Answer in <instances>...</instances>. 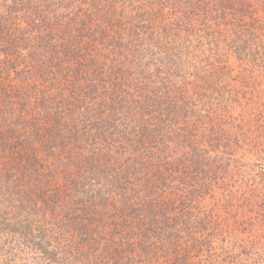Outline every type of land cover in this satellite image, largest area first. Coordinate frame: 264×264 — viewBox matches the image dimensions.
Listing matches in <instances>:
<instances>
[{
    "label": "rangeland",
    "instance_id": "1",
    "mask_svg": "<svg viewBox=\"0 0 264 264\" xmlns=\"http://www.w3.org/2000/svg\"><path fill=\"white\" fill-rule=\"evenodd\" d=\"M64 1L0 0V264H264V62L249 26L224 25L213 0ZM70 24L98 49L84 56L72 38L75 55L63 51ZM54 42L55 57L44 51ZM9 48L20 49L18 65ZM90 58L134 73L124 76L127 100L112 95L124 135L142 107L163 119L138 145L113 134L119 153L106 147V157L78 152L87 148L79 137L76 159L62 150L57 117L69 107L61 93L83 85ZM84 81L87 95L68 117L75 126L91 125L102 101L95 77ZM16 93L29 100L31 122ZM61 176L71 195L62 204L51 199ZM152 228L170 251L152 248Z\"/></svg>",
    "mask_w": 264,
    "mask_h": 264
},
{
    "label": "trees",
    "instance_id": "2",
    "mask_svg": "<svg viewBox=\"0 0 264 264\" xmlns=\"http://www.w3.org/2000/svg\"><path fill=\"white\" fill-rule=\"evenodd\" d=\"M51 1L53 0H39L37 6L40 7L42 5L51 4ZM72 1L73 0H70L71 3ZM197 1L198 0H196L195 3ZM213 1H214V6H218V7L220 6L222 15H223L222 17L226 18V22L224 25L226 26L237 25L240 28L243 27V29H245L246 26H249L248 27L250 28L249 30L252 31L251 32L252 33V43H250L251 48L256 52H258L259 48H263L262 55L259 61L264 62V11H263L264 9L262 11L260 10V8L264 5V0H213ZM106 5L107 4H104V7H106ZM30 12L33 15L35 13H38V16L39 15L44 16L43 13L39 14V12L36 10H30ZM41 12H44V11H41ZM32 14L30 16H32ZM75 15L77 14L74 13L72 16L74 17ZM154 16H155V13L150 11L148 18L153 19ZM61 20H63V16L61 17ZM76 20H77V17H76ZM73 22H75V19ZM78 22H80V24L82 25V21L80 19H78ZM58 25L59 24H55V25L50 24V26L54 27L50 29V32L51 33L52 31L56 32V29H57L56 26L58 27ZM81 25L78 31H77V27L74 26V24H72V26L71 24L68 26L67 33L61 30V49L63 51L70 52L75 55L74 53L75 50H68V47H70L69 42H71L69 39H72V38H76L73 44L74 46L80 49L79 51H83L84 56H87V54L90 51H92L94 48L98 49L97 44H96L97 46L95 47L93 41L83 36L85 32H84V29L81 28L82 27ZM245 31L247 32L248 30H245ZM53 37H54L53 35H50V38H53ZM58 46L59 44L57 42H54V44H51V46L49 47L46 46L47 50L44 49V51H48L51 54V56L54 55L53 57H55V55L57 54ZM91 46H93L92 49H91ZM88 47L89 49H85ZM9 49H10V52L7 55L15 56V60H17L16 63L18 65L19 59L22 54L20 53V49L18 50L15 48H9ZM51 49L54 50V52H51L50 51ZM93 51H96V49ZM17 56L19 57V59H17ZM91 58L89 60V63L87 64V68L85 71V78H86V75H88V73H91L95 77V81H93V85H94L93 87L95 89L97 88L99 89L97 96L101 98L102 101H100V105L97 106L99 108L97 117L94 118L95 120L89 126H75L74 124L75 122H72L68 118L72 116V119H73V114L79 111L78 110L76 112L74 108V104L76 103L77 97L80 96L81 94H84L85 96L87 95L86 91L81 92L82 90H85L88 87L85 84V81H84L85 78H82V83L84 86L79 85L78 88L76 87L70 88L67 92L61 93V96L63 95V98H66L65 103L69 104V107L67 106L66 108L67 112L65 113L63 112L64 110L61 109V115L57 117V121L59 120L61 121V124L59 122L58 123L60 124L59 127H61L60 129L61 130V146H63L62 150H64L66 147L64 151L65 154L69 152L73 156H75L76 159L79 157L77 156L78 153L74 150V147L78 145L76 144V142L78 141L79 137L86 140L87 148H83V149L79 148L77 150L78 152L82 153L85 151H93L94 153H97L99 156L106 157V156L111 155V151L108 153L106 152L105 150L106 147L115 146L114 149L116 148V151H117L118 146H121V142L118 141L119 139L118 140L114 139L113 134L121 132L122 137L121 136L120 137L122 139H125L126 143L128 140H130L131 141L130 143H136L138 145V140L142 142V137H148L152 135V132L150 130L152 127H154V124H151V122L152 121L160 122V120L163 119V117L160 116L158 112L152 111V109L154 110L152 106L147 107V108L142 107V109H139L137 112L133 113L134 114L133 119L137 117V119L135 120V123L133 122L134 123L133 128H130V130L133 132H131L130 134L127 133L124 135L123 131L125 128L123 126V121L121 123H116L118 120L116 116L118 115V110L112 107V101L114 97L116 101L120 104L122 101L125 102L127 100V98L130 95L131 90L128 89V86L125 84L124 80L126 78L124 76L130 77L131 75H134V73L131 72V70L129 69L126 70V68H123L124 66L119 67V69H117V67L113 66L114 64L111 61L110 62L108 61L109 64L107 62L102 64V62H99L96 60L92 61ZM256 62L258 61L255 60L254 63ZM248 63H251V61H248ZM259 67H261V65H259ZM117 71L119 72V75H117L116 73ZM137 78H134L132 82H131V79H128V81L132 83L131 84L132 89L136 92H137V84H140V81ZM88 81H90V78L89 80H87V82ZM154 84L158 87V85L156 84V81H154ZM167 91L168 90L162 89L161 93L166 94ZM158 92L160 91L158 90ZM39 93H41V91H39ZM112 95H114L113 98H112ZM159 97L160 95L158 96V98ZM16 99H17L16 100L17 103L18 102L23 103L22 109H21V111H23V118L31 122L35 117V113H34V110H32V107L29 106L31 105L29 104V100L27 98H23L21 94H17V93H16ZM129 103L131 104L130 106L124 107V109H126L127 111L130 110L131 108H134L133 99ZM165 105L161 107L162 110H165L167 113L170 112V114L173 117H175V115H180V113H176V110L179 111L178 108L174 112L173 109L170 108L172 104L165 103ZM83 111L84 110H82V112ZM135 127L138 128L136 132H134ZM147 140H149V138H147ZM130 147L133 149H136V147L133 144H130ZM117 153L119 152L117 151ZM100 159L110 160L111 158H101V157L97 158V160H100ZM113 160L117 161L118 159H113ZM62 179H66L65 176H61V181H56L53 184L54 186L53 188H56L57 190L54 189L55 194H54V197L51 198V199L61 200V204L63 201H65L71 196V195L66 194V192L69 191V186H67L66 182H64ZM72 183L73 182H70V184ZM110 188H112L111 185H110ZM31 192H33V190H31ZM34 194L36 193L34 192ZM34 194L32 195L29 193V195L28 196L25 195V197L26 198L30 197L32 200H34V202H36V199H39V198H37L36 195ZM95 195L96 193H94V196H93L94 199H95ZM22 199H23L22 196L21 197L19 196V200L22 201ZM55 203H54V207H55ZM65 215H68V214H65ZM64 220L65 218L61 216V221H64ZM73 225L76 226V224H73ZM64 226L65 228L70 227L71 223H68V224L64 223ZM88 230H89L88 225H86V228H84V230H82L81 232L83 233V235H85L87 234ZM151 230L152 232L148 236V238L150 237V239L153 238L154 235L156 237L159 234V233H156L153 230V228ZM101 231L104 232L105 230H101V229L96 230V233H97L96 235L101 237L103 233ZM59 236H61V234H58V237ZM157 238H158V241L153 242V239H152V242H150V245L152 246V248H154V250H161L163 252L171 250L170 246L172 242H171V239H169L167 235L165 236L162 233L160 234V236H157Z\"/></svg>",
    "mask_w": 264,
    "mask_h": 264
}]
</instances>
